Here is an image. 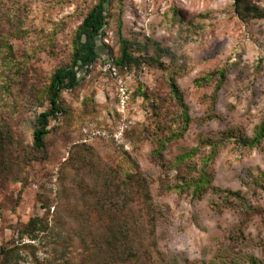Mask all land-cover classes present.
<instances>
[{"label":"rangeland","instance_id":"374dc122","mask_svg":"<svg viewBox=\"0 0 264 264\" xmlns=\"http://www.w3.org/2000/svg\"><path fill=\"white\" fill-rule=\"evenodd\" d=\"M96 1L0 0V248L27 245L11 264H130L104 246L120 221L108 193L139 172L157 249L139 264H264V139L240 143L264 119V16L243 20L233 0H112L109 50L60 93L36 151L50 76ZM123 45L135 61L111 75ZM142 213L130 205L126 223L149 245ZM33 217L45 231L20 237Z\"/></svg>","mask_w":264,"mask_h":264},{"label":"trees","instance_id":"16d2710c","mask_svg":"<svg viewBox=\"0 0 264 264\" xmlns=\"http://www.w3.org/2000/svg\"><path fill=\"white\" fill-rule=\"evenodd\" d=\"M112 0H97L96 3L90 7L81 23L78 25L75 34L72 39V52L70 55V61L64 66L56 68L50 76V82L47 89V95L50 107L39 113L37 117L38 127L33 131L32 147L36 151L44 149V139L49 133V118L55 116L60 110L59 96L63 90L74 89L80 80V74L88 72L90 66L95 63L100 57V51H108V47L102 42L100 38L103 35L104 26L108 18V6ZM233 7L235 12L243 20H247L250 17L264 16V9H260L254 4H249L247 0H233ZM135 59L130 56L125 46H122L121 55L114 63L123 68L128 66ZM219 80L215 86L218 90L221 87L223 79L225 77L224 71L218 72ZM170 91L174 99L178 102L183 112V122L186 125L189 117L185 108L181 92L177 84L172 81L170 83ZM264 139V119L256 126L255 132L251 138H240V143L243 146L253 147L258 145ZM121 181L119 184H114V191L110 192L108 196L112 203L118 208L120 213L119 227L116 231H112L109 236L104 240L105 248L113 250L116 254L119 252V257L123 261H128L130 264H139L140 260L153 259L152 250L156 249L155 237L152 232L154 231V217H153V203L151 200L150 189L146 178L139 172L123 173L121 172ZM201 183H207L206 179H201ZM199 186V185H198ZM213 190H216L215 186H212ZM199 190L197 187L196 191ZM201 191V190H200ZM201 194V193H200ZM133 195H136L133 197ZM133 204L140 205L142 218L146 223L145 229L148 235L151 233L152 242L148 241L150 245L142 244L143 238L136 236L131 232L129 222L126 223L129 211V206ZM127 210V211H126ZM131 217V216H130ZM41 219L39 217L31 218L24 226L20 237L30 236L35 238L36 230L45 231V226L40 224ZM140 224L136 222L138 227ZM136 237V238H134ZM149 239V237H148ZM93 245L98 248L96 239L93 240ZM102 245V244H99ZM27 246L25 244H14L11 247H1L0 264H11L18 254L19 248Z\"/></svg>","mask_w":264,"mask_h":264},{"label":"built area","instance_id":"2783aa9c","mask_svg":"<svg viewBox=\"0 0 264 264\" xmlns=\"http://www.w3.org/2000/svg\"><path fill=\"white\" fill-rule=\"evenodd\" d=\"M103 69L107 72H109L111 75H117V68L113 62L112 59L108 58L107 61L104 63ZM118 95L120 98H118L119 105L123 108L128 100L126 95V89L122 85V80L118 79Z\"/></svg>","mask_w":264,"mask_h":264}]
</instances>
